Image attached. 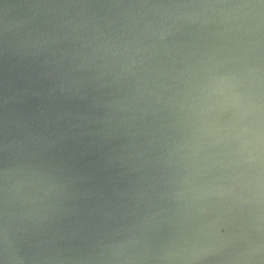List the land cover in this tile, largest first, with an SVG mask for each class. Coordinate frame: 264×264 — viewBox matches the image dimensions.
Wrapping results in <instances>:
<instances>
[{"label": "water", "instance_id": "1", "mask_svg": "<svg viewBox=\"0 0 264 264\" xmlns=\"http://www.w3.org/2000/svg\"><path fill=\"white\" fill-rule=\"evenodd\" d=\"M0 264H264V0H0Z\"/></svg>", "mask_w": 264, "mask_h": 264}]
</instances>
